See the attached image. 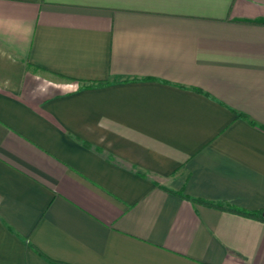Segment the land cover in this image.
Returning <instances> with one entry per match:
<instances>
[{
  "label": "crops",
  "instance_id": "crops-1",
  "mask_svg": "<svg viewBox=\"0 0 264 264\" xmlns=\"http://www.w3.org/2000/svg\"><path fill=\"white\" fill-rule=\"evenodd\" d=\"M238 210L264 0H0V264H264Z\"/></svg>",
  "mask_w": 264,
  "mask_h": 264
},
{
  "label": "trees",
  "instance_id": "trees-1",
  "mask_svg": "<svg viewBox=\"0 0 264 264\" xmlns=\"http://www.w3.org/2000/svg\"><path fill=\"white\" fill-rule=\"evenodd\" d=\"M179 196L185 198V199H188V200H191L189 197L187 196H183V194L181 193H177ZM197 202H200V203H203V204H207V205H212L210 203H205L203 201H197ZM219 208H224V207H219ZM239 213L247 216V217H251V218H256V219H259V220H262L264 221V216H263V213L262 212H253V213H247V212H244V211H241V210H238Z\"/></svg>",
  "mask_w": 264,
  "mask_h": 264
}]
</instances>
